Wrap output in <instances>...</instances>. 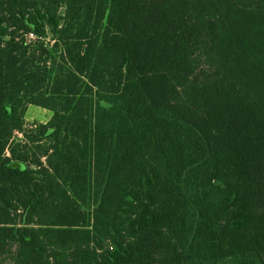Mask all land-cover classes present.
<instances>
[{
    "label": "trees",
    "instance_id": "trees-1",
    "mask_svg": "<svg viewBox=\"0 0 264 264\" xmlns=\"http://www.w3.org/2000/svg\"><path fill=\"white\" fill-rule=\"evenodd\" d=\"M0 264H264V0H0Z\"/></svg>",
    "mask_w": 264,
    "mask_h": 264
},
{
    "label": "rangeland",
    "instance_id": "rangeland-1",
    "mask_svg": "<svg viewBox=\"0 0 264 264\" xmlns=\"http://www.w3.org/2000/svg\"><path fill=\"white\" fill-rule=\"evenodd\" d=\"M51 115L52 112L48 109L36 105H28L25 118L29 123L33 121L46 122L49 120Z\"/></svg>",
    "mask_w": 264,
    "mask_h": 264
}]
</instances>
